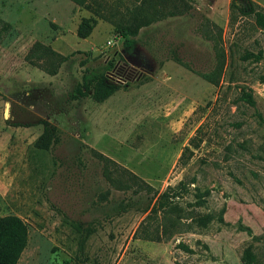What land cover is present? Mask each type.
<instances>
[{
    "label": "rangeland",
    "instance_id": "374dc122",
    "mask_svg": "<svg viewBox=\"0 0 264 264\" xmlns=\"http://www.w3.org/2000/svg\"><path fill=\"white\" fill-rule=\"evenodd\" d=\"M140 1L0 0V216L29 231L17 264H264V28L249 12L264 0H144L153 20L124 37ZM127 55L141 66L121 82ZM101 75L116 89L97 101ZM94 151L152 188L111 185Z\"/></svg>",
    "mask_w": 264,
    "mask_h": 264
},
{
    "label": "trees",
    "instance_id": "16d2710c",
    "mask_svg": "<svg viewBox=\"0 0 264 264\" xmlns=\"http://www.w3.org/2000/svg\"><path fill=\"white\" fill-rule=\"evenodd\" d=\"M72 1H74L80 6L86 4V0H72ZM144 3H145L144 0H141L139 6L136 7L132 12L131 25L122 26L120 28V32L124 37L127 36L128 34H131L132 36L138 35L140 29L142 27L149 26L150 22L153 20L151 19L153 17L149 18L147 17V15L144 14V6H143ZM233 4L234 3H232V5ZM249 10H250L249 12H251L254 16L256 25L260 28H264V12L261 9L256 8L254 3L251 4ZM93 27H94V23L92 19L82 18L77 26L76 34L80 38H86L91 34ZM35 45L36 47L39 46L41 48V53L38 54V57H40L41 55L45 56L48 53L55 54L54 51L48 49L47 47L41 45L40 43H35ZM59 56H61V58H65L62 57V55ZM250 56H253L256 60H259L262 57V51H259L256 54L247 53L244 56V59ZM28 57L30 58V55ZM221 58L222 56L218 55V59L220 61L217 68L223 67V60H221ZM204 76L211 83L215 85L218 84L219 76L217 73L215 74L214 72H211ZM115 89H116L115 85L107 83V76L101 75L96 79L95 90L93 94L97 101H103L108 96H110ZM240 99L251 105L255 103L253 96L249 91L242 90L240 94ZM49 138H50V132L47 129V127H45L43 134L39 137L38 146L47 147L48 143L45 142L44 140L48 141ZM94 153L104 162L103 174L105 179L111 185H118V186L121 185V187H129V185H134L138 183V185H143L148 188H152L146 181H144L143 179L132 173L126 167L120 165L114 159L110 158L109 156H106L105 154L99 151H94ZM127 174L129 175V177H126ZM122 179H126V180L123 181ZM184 187L185 185L182 181H180L178 185H176V187L169 186L166 191H163L158 195L157 206L161 209L164 208L166 204V202L164 201V197H166L168 192L175 190L177 188L182 189ZM170 206L176 207V205L174 204ZM177 219H180V217H178ZM175 223L176 220L174 219L172 225H175ZM164 224L165 221L163 218L160 225L164 228ZM28 237H29L28 225L21 217H19L16 214H7L0 216V264H17L24 248L27 245ZM145 238L154 239L155 237L146 235Z\"/></svg>",
    "mask_w": 264,
    "mask_h": 264
},
{
    "label": "flooded vegetation",
    "instance_id": "af4514ba",
    "mask_svg": "<svg viewBox=\"0 0 264 264\" xmlns=\"http://www.w3.org/2000/svg\"><path fill=\"white\" fill-rule=\"evenodd\" d=\"M115 74L117 75H127L133 76L136 72V69L140 68V61L131 55L123 56L121 59L115 61ZM127 81V80H126Z\"/></svg>",
    "mask_w": 264,
    "mask_h": 264
},
{
    "label": "crops",
    "instance_id": "0c3cea01",
    "mask_svg": "<svg viewBox=\"0 0 264 264\" xmlns=\"http://www.w3.org/2000/svg\"><path fill=\"white\" fill-rule=\"evenodd\" d=\"M72 1V0H71ZM74 2V1H73ZM75 3V2H74ZM77 4V3H76ZM78 5V4H77ZM78 6H80V5H78ZM81 7V6H80ZM92 33V32H91ZM87 38V37H86ZM85 39V38H84ZM123 76H125V78L127 79V81H131V77L130 76H127V75H125V74H123ZM106 154H108V156H110L111 158H113V159H115V160H117L118 162H121L122 164H124V165H126L128 168H130L131 169V164H128V163H126L123 159H122V157L121 158H119L118 157V153H116V152H110V153H108V152H106Z\"/></svg>",
    "mask_w": 264,
    "mask_h": 264
},
{
    "label": "built area",
    "instance_id": "2783aa9c",
    "mask_svg": "<svg viewBox=\"0 0 264 264\" xmlns=\"http://www.w3.org/2000/svg\"><path fill=\"white\" fill-rule=\"evenodd\" d=\"M109 43L111 44L110 41H109ZM113 75H114V76H117V79H119L118 81L126 82V80H127L124 76L117 75V74H115V72H113ZM113 75H112V76H113Z\"/></svg>",
    "mask_w": 264,
    "mask_h": 264
}]
</instances>
